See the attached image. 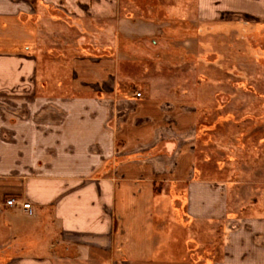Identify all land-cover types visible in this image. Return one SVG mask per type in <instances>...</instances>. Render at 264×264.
I'll return each instance as SVG.
<instances>
[{
  "label": "crops",
  "instance_id": "obj_1",
  "mask_svg": "<svg viewBox=\"0 0 264 264\" xmlns=\"http://www.w3.org/2000/svg\"><path fill=\"white\" fill-rule=\"evenodd\" d=\"M120 6L0 0V264H264V195L202 175L195 104L138 78L156 23Z\"/></svg>",
  "mask_w": 264,
  "mask_h": 264
},
{
  "label": "rangeland",
  "instance_id": "obj_2",
  "mask_svg": "<svg viewBox=\"0 0 264 264\" xmlns=\"http://www.w3.org/2000/svg\"><path fill=\"white\" fill-rule=\"evenodd\" d=\"M120 3L122 16L156 23L159 55L140 82L151 78L195 104L199 171L242 201L254 195L252 185L264 195V17H220L197 0Z\"/></svg>",
  "mask_w": 264,
  "mask_h": 264
},
{
  "label": "built area",
  "instance_id": "obj_3",
  "mask_svg": "<svg viewBox=\"0 0 264 264\" xmlns=\"http://www.w3.org/2000/svg\"><path fill=\"white\" fill-rule=\"evenodd\" d=\"M137 97H141V94H137L136 95ZM6 205L8 206V207H14V206H16L17 205V202H16V200H14V199H10V200H8L7 201V203H6ZM22 208L25 210V211H31V205L30 204H23L22 205Z\"/></svg>",
  "mask_w": 264,
  "mask_h": 264
}]
</instances>
